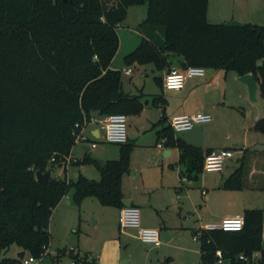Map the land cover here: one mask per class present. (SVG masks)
I'll return each instance as SVG.
<instances>
[{
	"label": "trees",
	"instance_id": "trees-1",
	"mask_svg": "<svg viewBox=\"0 0 264 264\" xmlns=\"http://www.w3.org/2000/svg\"><path fill=\"white\" fill-rule=\"evenodd\" d=\"M111 1L110 8L104 0H0V264H23L7 256L13 246L35 258L47 253L51 216L72 190L77 204L96 198L104 206L124 207L122 180L130 171L133 143L121 145L119 159L104 168L86 155L83 163L98 165L99 181L80 175L41 183L36 172L53 171L72 153L75 125L85 118L143 111V96L127 93L122 71L111 68L120 46L117 26L129 6L146 3L148 15L145 36L125 57L128 66L153 64L162 71L175 55L188 66L253 74L264 99V24L211 23L209 0ZM254 130L264 133V117ZM160 136L180 150L189 175L203 172L211 150L175 138L170 125ZM243 172L238 168L224 188L241 189ZM244 216L241 231L195 232L201 264H218V251L222 264H264V210L247 209ZM74 259L89 264L78 254Z\"/></svg>",
	"mask_w": 264,
	"mask_h": 264
},
{
	"label": "crops",
	"instance_id": "crops-1",
	"mask_svg": "<svg viewBox=\"0 0 264 264\" xmlns=\"http://www.w3.org/2000/svg\"><path fill=\"white\" fill-rule=\"evenodd\" d=\"M225 2L226 0H214V4H212L209 0L208 19L211 23H228L219 22L224 17L221 11ZM211 4L213 5L212 16L215 19L211 18ZM170 60L171 66L161 71L163 74L158 80L161 92L148 94L145 92V86L140 87L136 83L130 85L126 91L132 95H142L144 109H147L150 103L148 95H154L152 104L157 108V113H153L152 120H149L156 131V137L153 133L150 138L138 136L141 142L136 143L135 148L133 147L130 171L123 176L122 180V192L124 199L131 201L133 206L141 209L143 227L159 230L161 245L154 246L144 243L139 239L136 230L122 228L119 223L122 208L104 206L96 198H86L80 204H77L74 199V203L67 204L62 200L54 209L49 223L50 249L48 254L52 255L53 264H61V259L58 261L59 257L57 256L59 253L70 256L71 263L69 264H76L74 256L77 254L79 259L89 264H201V244L195 238V232L205 224L219 222L226 217L244 215L248 209L244 204L245 206L241 209L221 213L213 211L211 208L213 204L225 202L227 199L236 201L240 197L235 194L245 189H264L262 184L264 183V149L246 146L248 145V132L254 130L256 122L263 118L260 117V114L243 113V116L246 115L245 122L234 125L235 131L245 130L244 146L240 147L239 152L243 156L242 166H246V169L243 172L242 188L239 190H227L224 185L241 166H228L227 176H223L222 183L215 186L214 191L207 193L205 188L200 187L202 189L200 193L193 187V182L199 183L200 176L194 178L193 175L188 174L186 165L180 162V150L177 147H168L166 143L164 147L158 146L162 139L160 133L170 125L169 121L173 116L196 112L211 114V110L224 108V106H229L237 111L242 108L241 101H244L249 94L247 85L238 80L240 76L236 72L215 70L214 73H208L209 69H206L204 77L188 78L183 89L168 90L164 87L165 75L172 69L183 70L179 58H176L177 62H174V59ZM149 65L153 64L139 65L143 70L142 77L144 79L148 76L147 66ZM150 70L152 71V69ZM132 74L133 72L126 75L131 76ZM220 78L226 82L229 79L232 86H235L236 96L233 99L229 100L228 90L221 89L220 85L218 86L215 82ZM132 88L137 92L133 93ZM160 95L163 100H155ZM156 101L160 102L159 105H156ZM179 109L186 111L180 113ZM163 119H166V122H161ZM212 121L198 125L191 131L180 133L187 134L184 137H179L175 133V138H181L187 143L201 148L204 152L221 149L231 151V147L219 143V135L217 129L212 125ZM86 134L89 136L90 143L80 144L81 149L85 145L91 146L90 144H97L100 143L99 140H103L97 126H90L86 130ZM133 137L128 136V142L132 143ZM233 137V134H228L225 139L233 140ZM154 138H156V147L162 149L163 153L154 148ZM217 145L226 147L217 148L215 147ZM144 147H151L148 157L145 159L146 162L144 165L136 166L135 161L138 158L134 149ZM73 155L77 159L79 158L77 154ZM119 157L113 158V160H117ZM143 158H145V154H143ZM108 161L106 160V163ZM71 167L66 170L58 167L62 172H65L66 179L69 181L71 177L69 178L68 170ZM52 174L54 176V170ZM92 174L94 175V172ZM78 175L81 174L74 173L76 179L79 178ZM86 219L93 222V229L84 228ZM76 233L78 235H75ZM68 244L72 246L70 250ZM71 250H74L75 253L71 254ZM21 251L23 250L16 248V257ZM29 256L26 251L25 257Z\"/></svg>",
	"mask_w": 264,
	"mask_h": 264
},
{
	"label": "rangeland",
	"instance_id": "rangeland-1",
	"mask_svg": "<svg viewBox=\"0 0 264 264\" xmlns=\"http://www.w3.org/2000/svg\"><path fill=\"white\" fill-rule=\"evenodd\" d=\"M211 3L214 4V0H211ZM212 4H211V16H212V9H213ZM111 5H112V1H111ZM222 9L223 10L221 11V13L224 14V17H222L221 21L219 22L254 23V24H259V25L264 24V0H226L225 5H223ZM147 15H148V5L146 3L140 4V5L129 6L127 8L125 18L121 23V28H119L118 30L119 38H120V46L117 51V54L115 55V58L112 61L111 68L122 71V84H123V89L125 91L129 89L130 85L136 83L140 87L145 86L146 93L153 94V93L161 92V86L158 84V80L159 78H161L163 73L160 70H158L156 66L149 65L147 66L148 76L146 77V79H144L142 77L143 70L138 64L128 66L125 63V57L137 48V46L142 41V38L145 36L146 25L144 24V21L147 18ZM211 18L213 19L214 17L212 16ZM176 58L178 57L175 55L171 56V59L172 60L174 59V62H177L175 61ZM128 68H131L133 71V74L131 76H128L125 73L126 69ZM150 69H152V71ZM214 71L215 70L209 69L208 73L210 72L214 73ZM220 71H224V70H220ZM224 72H221V73L223 74ZM215 82L217 83L218 86L220 85L221 89L224 88L228 90L227 95H228L229 100L231 98L233 99L236 96L235 86H232L229 79L226 82L223 78H220L219 81H215ZM132 92L136 93L137 91L136 89L133 90L132 88ZM153 96L154 95H148L150 103L147 109H144L137 116H127L128 136L130 137L134 136L133 141H132L134 145L136 143L141 142L139 141V138H138L139 135L141 137L150 138L151 134L153 133L156 137V131L153 127V124L152 122L151 123L149 122V120L150 121L152 120L151 118L153 116V113H157L156 112L157 108L154 107L152 104L153 98H154ZM241 106L242 108L237 111H235L233 108L229 106L228 107L224 106V108H218V109L211 110V114L213 116L212 125L217 129V132L219 135V139H218L219 143L220 142L224 143L227 147H231L232 150L230 151L231 153L230 157H228L225 162L223 172H207L203 170V172L199 175L200 176L199 183L193 182V187H195V189H198L200 193H201L202 187L207 190V193L214 191V187L219 186L222 183L221 180L223 176H227L228 166L229 167H233V166L242 167L241 159L243 156L242 154H240L239 150H240V147L244 146L245 130L243 129V130L235 131V126L237 123L240 124V122L241 123L245 122L246 115L243 116V113H246V112H252L255 115L260 114V117H264V99L261 97L259 93L257 95V100L252 101L248 94V97L245 98L244 101H241ZM185 109H179L178 112L183 113L186 111ZM228 134L234 135L233 140L225 139L226 135ZM177 135L179 137H184L187 134L186 135L177 134ZM247 136H248L249 143L247 140L248 145L246 146H250V147L256 146L261 150L264 149V133L260 134V132H255L254 130H250ZM153 141L155 145L154 148L157 151H160V153H163L162 149H158L156 147V138H154ZM98 142L100 143H97V148H92L90 155L91 154L95 155L96 157L102 159L103 161L113 160V158L119 157V150L121 149L120 145L110 144L103 140H99ZM88 143H90V141ZM225 145H217L215 147L218 148V147L225 146ZM80 147L81 145L77 144L73 148L72 153L77 154L79 157L78 159L81 162L79 164L72 165V167L68 170L69 178L71 177L72 180H76L74 173H80L82 176L90 180H93V179L97 181L101 180V171L97 164L83 163L84 158L86 157L87 153ZM149 148L151 147L134 149L136 151L135 155L138 158V160L135 161L136 166H141L145 164L146 162L145 159L146 157H148V154H149L148 152ZM143 154H145V158H143ZM243 168L246 169V166H243ZM53 170H54V177L56 179H66V174L64 171L62 172V170L59 169L58 167H55ZM89 172H92V173L94 172V175ZM93 176H96V177L94 178ZM262 184L264 185V183ZM72 194H73V190L64 196L62 200L65 204L70 203V202L74 203ZM235 195H239L240 198H238L236 201L227 199V201L225 202H221L216 205L213 204L211 208L215 212L223 213L224 211L228 212L231 210L241 209L245 206L244 204H246L248 209H263L264 210V189H257V190L256 189L255 190L245 189V190L237 192V194ZM92 225H93V222L86 219L84 223V228L93 229ZM75 235H78V233H76ZM67 246H69L68 247L69 250L72 248L71 244H68ZM16 248H17L16 246H13L7 252V256L16 257V254H15ZM49 249H48V252H49ZM57 256L59 257L58 261L61 259L60 261L61 264L71 263L70 256H67L65 254H60V253L57 254ZM43 262L44 264H53L52 255L47 254Z\"/></svg>",
	"mask_w": 264,
	"mask_h": 264
},
{
	"label": "built area",
	"instance_id": "built-area-1",
	"mask_svg": "<svg viewBox=\"0 0 264 264\" xmlns=\"http://www.w3.org/2000/svg\"><path fill=\"white\" fill-rule=\"evenodd\" d=\"M118 30L121 25L117 26ZM132 69H127L126 74L130 75ZM206 75V69L203 67L187 66L183 70L172 69L169 71L164 78V87L168 90H181L185 86V82L188 78L192 77H204ZM212 115L204 112H196L191 114H180L173 116L169 124L176 134L184 133L193 130L196 126L207 124L212 121ZM97 126L100 131V137L107 143L123 145L128 142V125L127 116L124 114H115L105 117L91 116L90 118H85L83 124L77 123L75 125L77 139V144H88L89 136L86 134V130L90 126ZM167 138H162L159 142V147H164ZM97 144H91V148H95ZM231 153L227 149H221L218 151H212L207 154L204 162V170L207 172H221L224 169L225 162ZM55 161V158L52 159ZM78 159L72 153L65 157L57 167L64 170L68 169L77 162ZM120 226L124 229H133L138 233L139 239L147 244L154 246H160V233L158 229L145 228L142 225V213L141 209L137 206H125L121 209L119 215ZM246 225V219L244 215H236L231 217H226L219 222H213L203 225L200 230L206 231H241ZM199 235L195 238L198 239ZM264 240V234H263ZM48 254L42 255L40 258L35 257H25L23 259V264H44L43 260ZM217 256L219 257L218 264L223 263L222 252L218 251ZM260 254L256 253L251 258L252 261L259 259ZM240 258L244 261H249V257L241 255Z\"/></svg>",
	"mask_w": 264,
	"mask_h": 264
},
{
	"label": "water",
	"instance_id": "water-1",
	"mask_svg": "<svg viewBox=\"0 0 264 264\" xmlns=\"http://www.w3.org/2000/svg\"><path fill=\"white\" fill-rule=\"evenodd\" d=\"M106 2L107 5H109V7L111 8V0H104ZM180 65H181V68L182 69H186L187 68V63L184 62V61H181L180 62ZM259 66H262V63L259 64ZM241 83L247 85L248 87V92H249V96H250V99L252 101H256L257 100V95H258V91H259V85H258V82H257V77L253 74H246V75H242L239 77L238 79ZM83 149L85 150L86 153H90L91 152V147L89 145H85L83 146ZM92 160L97 162L98 165L101 167V168H104L105 165H106V161H103L102 159L96 157L95 155H90ZM79 177V175L77 176ZM36 179L43 183H57L58 182V179H56L53 174H52V170L49 169L47 170L46 172H42V171H37L36 172ZM123 203L125 206H132V202L131 201H128L127 199H123ZM26 256V251H21L19 254H18V258L20 260H23ZM227 263V262H226Z\"/></svg>",
	"mask_w": 264,
	"mask_h": 264
}]
</instances>
